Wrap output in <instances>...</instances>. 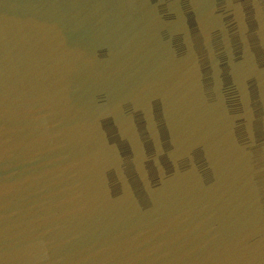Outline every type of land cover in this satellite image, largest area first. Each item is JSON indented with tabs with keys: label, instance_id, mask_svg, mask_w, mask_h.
I'll return each instance as SVG.
<instances>
[{
	"label": "water",
	"instance_id": "obj_1",
	"mask_svg": "<svg viewBox=\"0 0 264 264\" xmlns=\"http://www.w3.org/2000/svg\"><path fill=\"white\" fill-rule=\"evenodd\" d=\"M0 264H264V0H0Z\"/></svg>",
	"mask_w": 264,
	"mask_h": 264
}]
</instances>
